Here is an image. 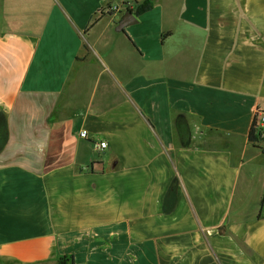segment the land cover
Here are the masks:
<instances>
[{
	"label": "crops",
	"instance_id": "0c3cea01",
	"mask_svg": "<svg viewBox=\"0 0 264 264\" xmlns=\"http://www.w3.org/2000/svg\"><path fill=\"white\" fill-rule=\"evenodd\" d=\"M142 1L0 0V264H264V0Z\"/></svg>",
	"mask_w": 264,
	"mask_h": 264
},
{
	"label": "built area",
	"instance_id": "2783aa9c",
	"mask_svg": "<svg viewBox=\"0 0 264 264\" xmlns=\"http://www.w3.org/2000/svg\"><path fill=\"white\" fill-rule=\"evenodd\" d=\"M251 133L255 138V143L259 144V148H264V108L256 107L253 111V119L251 123ZM81 137L86 138V132H80ZM96 147L103 148L106 146V142L95 143Z\"/></svg>",
	"mask_w": 264,
	"mask_h": 264
},
{
	"label": "trees",
	"instance_id": "16d2710c",
	"mask_svg": "<svg viewBox=\"0 0 264 264\" xmlns=\"http://www.w3.org/2000/svg\"><path fill=\"white\" fill-rule=\"evenodd\" d=\"M152 7V1L151 0H143L142 2L138 3L135 8L133 9H129L131 10L134 15L138 16L140 14H142L143 12L151 9ZM96 21V18H94L90 25H92L94 22ZM248 138L250 141H255V138L254 136L252 135L251 133V130L249 131V135H248ZM170 190H172V188H170ZM169 190V191H170ZM169 199V198H167ZM70 262L71 264H73V257L72 256H61L58 260H57V264H67V262Z\"/></svg>",
	"mask_w": 264,
	"mask_h": 264
},
{
	"label": "water",
	"instance_id": "95a60500",
	"mask_svg": "<svg viewBox=\"0 0 264 264\" xmlns=\"http://www.w3.org/2000/svg\"><path fill=\"white\" fill-rule=\"evenodd\" d=\"M136 18L135 16L132 14V11L129 9H125L124 14L121 18V20L118 22L117 26H116V30H120L121 28H123L125 25L135 22Z\"/></svg>",
	"mask_w": 264,
	"mask_h": 264
}]
</instances>
